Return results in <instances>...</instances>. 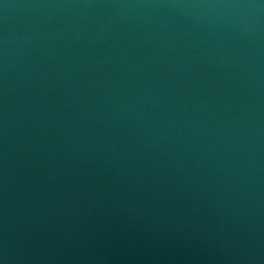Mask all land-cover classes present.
<instances>
[{
    "label": "water",
    "instance_id": "95a60500",
    "mask_svg": "<svg viewBox=\"0 0 264 264\" xmlns=\"http://www.w3.org/2000/svg\"><path fill=\"white\" fill-rule=\"evenodd\" d=\"M0 264H264V0H0Z\"/></svg>",
    "mask_w": 264,
    "mask_h": 264
}]
</instances>
